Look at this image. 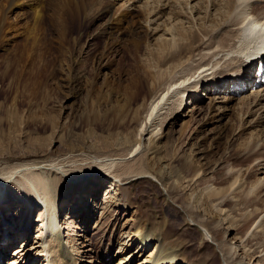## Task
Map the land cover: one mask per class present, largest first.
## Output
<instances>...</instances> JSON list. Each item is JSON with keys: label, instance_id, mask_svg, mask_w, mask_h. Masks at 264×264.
Returning a JSON list of instances; mask_svg holds the SVG:
<instances>
[{"label": "bare ground", "instance_id": "6f19581e", "mask_svg": "<svg viewBox=\"0 0 264 264\" xmlns=\"http://www.w3.org/2000/svg\"><path fill=\"white\" fill-rule=\"evenodd\" d=\"M1 3L0 37L3 40L7 39V31L15 27L8 22V14L15 4L21 7L25 5L32 11L35 26L42 24L48 17L45 16L46 10H54L57 18L60 19V29L57 31L63 39H73L72 45L68 47L71 74L67 79L71 85L77 81V78L73 77L79 63L76 47L89 19L91 20L94 13L98 12V16L109 17L108 29L117 22L115 21L117 17L109 8L110 0H96L91 14L86 11L85 3L78 0H62V10L57 0H2ZM188 3L187 0L186 4ZM162 5L164 4H161L157 11L154 6L150 7L151 13L156 12L153 17L161 14ZM209 8L217 9L214 17L209 14ZM201 9L206 12L202 22H205L206 15L212 16L208 26L204 23L199 26L203 37L200 38L192 29L185 31L183 28L178 32L180 38H174L173 43L163 41L157 53L150 52V59L155 61V70L149 69V65L137 62L136 66L131 68L135 74L130 76L124 93H121L122 90H116L114 80L110 81L100 103L93 98L90 99V106L94 111L93 120L85 124L84 132L75 133L74 129L67 132L61 140V149L51 148L40 137L30 136L32 132L26 130L30 127L29 120H24L21 112L26 102L14 100L11 105H7V109L0 104V164L2 162L6 164L5 168L0 170V187H6V190L0 192V201L5 199V203L0 206V229L12 227L10 221L14 224L10 229L13 238L22 237L26 240L30 230L28 223L30 221L33 223L35 212L39 209L43 211L40 220L35 223L38 224L41 236L43 237L44 233L45 236L37 243L38 246L25 245L20 253L30 254L35 250L32 255L33 261L37 253L40 254L37 255L39 260L42 261L41 257H43L46 261L39 264H79L81 260L79 250L71 248L65 242L62 223L65 219L59 207L65 199L68 201L77 197L75 207L71 205L72 217L87 222L89 228L91 227L89 221L93 219L92 211L95 213L99 211L102 217L105 212L113 213L114 207L119 208L117 216L125 219L127 224L132 223L128 230H125L124 224L122 231V235L128 237L129 241L124 242L116 254L112 256L106 254L107 263L110 261L113 264H213L212 259L218 252V243L213 230L220 217L226 220L228 216L227 213L221 214L224 212L225 203H228L226 196L230 194V198L238 197L243 191L240 202H245L250 195H255L257 198L261 194L264 190L263 178L259 177L255 182L247 184L243 176L249 171L253 161L263 157L264 151L261 148L257 149V143H253L243 156L237 157L242 158L238 171L228 168L229 171L225 174L229 176L224 174L213 180L214 188L208 186L210 180L203 179L207 171L202 170V165L195 159L192 149L179 148L187 124L183 113H179L187 90L193 89L197 92L198 86L206 83L210 74L214 76L209 78L217 89H222L227 81L235 80L234 84H238L239 90L245 92L255 74L254 70L258 68L256 78L259 79L256 85L259 83L264 85V3L261 0H205L199 5V10ZM126 14L124 13L123 16H127ZM132 24L134 32L138 35L142 34L147 39L148 29L143 30L142 25L136 20H133ZM205 36L207 39L204 41ZM61 43L66 47L62 41ZM205 49H211L212 53H208L207 57L201 54L204 57L200 56V58L206 61L201 66L193 63L182 65L184 57L191 60ZM230 52L237 54L234 53L235 56L231 55L228 60L227 56L231 54ZM130 54L132 55L130 58L134 59L138 51ZM215 56L219 57H216L214 62ZM224 57H227L226 60L229 62L215 72V68L222 60L224 61ZM94 58L96 57H93L92 62L95 61ZM180 66L182 76L179 75L175 80L168 69L174 72L173 69ZM198 71L200 74L210 71V74L193 83L192 80L196 79ZM169 79L174 80L169 82ZM167 82L169 85L166 84ZM165 84L167 87L165 86V90L163 89L162 94L156 98L158 91ZM90 86L92 90L94 83ZM178 93L179 98L176 100L174 97ZM254 93L253 97L248 98L252 105L250 112L257 115V111L263 108V105L261 108L256 107L264 100V88ZM73 97L75 96H69V98ZM149 99L151 105L147 107ZM171 100L174 101L171 102L172 107L165 111V106H169ZM225 109H228V106ZM111 110L114 112V118L108 115ZM4 111L13 115V118L10 120L4 118L1 115ZM179 116L185 125L174 134L170 129L174 126L175 118ZM261 116L262 114L259 113L257 121ZM211 119L215 121L216 116L212 115ZM39 128L45 131L50 128L55 129V117L48 116L46 124ZM89 141L92 143L89 144ZM224 162H226L225 157L219 166L224 165ZM252 172L253 170H250L249 175ZM146 174L153 175L158 186L162 188L161 197H155L153 202L145 200L142 203L143 201L136 200L133 196V188H128L129 192L123 193L126 187L121 186V181L127 182L129 179L144 177ZM140 182L134 179L133 184ZM102 186H108L112 194L105 208H102L103 202L101 204L97 202L98 194L95 191L91 192L92 189ZM171 190L175 192L174 197L170 193ZM91 198H93L92 206ZM167 199L172 203L178 200L187 203V207L198 208L199 218L195 225L197 233L194 235L200 238V251L207 255L206 258L201 259L197 252L187 251V245L194 238L172 222L166 212ZM258 208L260 207L255 210ZM213 209L219 213H214ZM206 216L210 217V223L204 219ZM6 217L9 221L4 219L3 224L1 220ZM77 227H81L80 224ZM4 235L7 233H3L1 239ZM111 243L119 244L116 238L111 239ZM1 246V253L5 250L6 254L10 249L3 242ZM231 252L230 247L227 259L222 264H233ZM247 254L248 261L239 264H249L252 255Z\"/></svg>", "mask_w": 264, "mask_h": 264}, {"label": "rangeland", "instance_id": "374dc122", "mask_svg": "<svg viewBox=\"0 0 264 264\" xmlns=\"http://www.w3.org/2000/svg\"><path fill=\"white\" fill-rule=\"evenodd\" d=\"M57 1L60 10H62V0ZM78 1L85 3L88 14L92 13L91 9H93V3L96 0ZM204 1L188 0L187 5V0H161L159 2L158 0H110L109 8L111 13L117 17V20H115L117 22L108 29L109 17L98 16V12H96L91 20L89 19L86 29L81 32L78 47H76L77 62L79 63H77L73 75L77 78V81L72 85L71 82L68 83L69 79L67 78L71 74L69 71L68 47L72 45L73 39H63L57 31L60 29V19L57 18L54 10H46L45 16L48 17L42 24L35 26L32 11L28 10L25 5L21 7L19 4H15L8 14V22L17 29L14 27L12 30L7 31V39L5 38V40L0 37V104L7 109V105H11L14 100L26 102L21 112L23 119L29 120L30 130L29 128L26 130L32 132L30 136L40 137L51 148L61 149V140L67 132L71 129H74L75 133L84 132L85 124L93 120L94 111L90 106V99L93 98L100 103L110 81L114 80L113 84L116 90H122L121 93H124V89L129 84L130 76L135 74L131 68L136 66L137 62L149 65V69L155 70V61L150 59V52L157 53L160 45H163V41H172L173 43L174 38H180L178 32L183 28L185 31L192 29L200 38L203 37L199 26L203 23L208 26L211 23L212 16L214 17L217 13V9L209 8V14L212 16L206 15L205 22H202V17L206 12L203 9L199 10V5ZM261 1L264 3V0ZM1 2L2 0H0V14L2 10ZM255 3L257 4V2ZM161 4H164L160 10L161 14L153 17L156 12L151 13L150 7L154 6L157 11L160 9ZM157 5L159 7H156ZM178 12L180 14H177ZM124 13H127V16L124 17ZM57 14L61 15V13ZM133 20L138 21L143 30L148 29L147 39L142 34L138 35L134 32ZM206 39L205 36L204 41ZM61 41L66 47L62 46ZM217 48L220 50L219 47ZM135 51H138L137 57L130 58L132 56L130 53L134 54ZM208 53H212L211 49L201 51L191 60L184 57L182 65H192L191 63H193L201 66L202 63L206 62L202 60L204 58H200L201 54L207 57ZM230 53L227 56L228 60L231 55L237 54L236 52ZM94 56L97 59L94 58L95 61L92 62ZM216 57L219 56L214 57V62L217 59ZM227 57H224V61L222 60L219 63L218 67L215 68L216 71L214 70L215 72L220 70L226 62H229L226 60ZM235 62L232 64L234 65ZM181 66L173 69L174 72L172 69H168L175 80L179 78V75L182 76L180 73ZM257 71L258 68L254 70L253 80H250V85L248 84L249 87L245 92L239 90V85L234 84L236 83L235 80L227 81L222 89H217V86L209 78L214 77L213 74H210V71H205L203 74L198 71L196 75L200 74V76H196V79L192 82L194 83L204 75L210 74L207 77V82L198 86L197 92L193 89L186 92L185 101L179 114L183 113L187 124L184 127L185 137L183 136L181 144L179 143V148L181 150L184 147L192 149L195 159L202 165V170L207 171L206 177L203 179L210 180L208 186L214 188L213 180L227 173L228 168L238 171L241 165L239 162L242 161V158L237 157L243 156V153L247 152L250 149L249 146L253 143H257V149L261 148L264 151V100L260 101V105L256 107L261 108L263 105V108L258 110L256 115L250 112L252 105H250L251 100L248 98L253 97L255 91L264 88L261 83L256 85L259 79L256 78ZM173 80L169 79V82ZM93 83L94 86L91 90L90 85ZM166 84L169 85L168 82ZM166 84L158 91L156 98L162 94L163 89L165 90ZM69 96L75 97L69 98ZM229 97L230 100L228 101ZM177 98H179V93L174 97L176 100ZM243 99H245V102H243ZM171 102L174 101L171 100L169 106H165V111H167V108L172 107L173 103ZM150 105L149 99L147 107H150ZM226 106H228V109H225ZM259 113L262 116L257 121ZM1 115L8 120L13 118V115L6 111L2 112ZM50 115L55 117L56 128H50L46 131L40 129L39 127L46 124ZM108 115L115 117L112 110ZM144 115H146V112ZM212 115L216 116L215 121H212ZM179 117L175 118L174 126L170 129L174 134L185 125ZM163 129L165 130V127ZM197 129L200 131L198 132ZM91 143L89 141V144ZM224 157L226 162H224V165L219 166ZM5 166V162H2L0 170ZM250 170H253L251 175H249ZM225 176L229 175L225 174ZM259 177L264 180V155L251 163L249 171L243 176V180H246L248 184L255 182ZM134 179L141 182L133 184ZM120 184L126 187L125 190L123 189V193L129 192V189L133 188V196L136 200L143 201L142 203L145 200L153 202L155 197H161L163 193L154 176L150 174H146L144 177H134L127 182L121 181ZM4 190H6V187H0V192ZM94 191L98 194L97 202H100V204L103 202L102 208H105L108 200L112 198L111 189L108 186H102L92 189L91 192L94 193ZM241 192L243 193V191ZM241 192L238 194L240 196L234 198H230L228 193L229 196H226L228 203H225L224 212L221 213L222 215L227 213L228 216H226V220L220 217L216 221L217 225L213 230V235L217 239L218 252L217 256L212 259V261L214 260L213 264L224 263L230 247L232 250L231 255L233 254V264L248 261L249 257L247 256L249 255L247 253L252 255L249 264H256V262L264 264V190L257 198H255V195H250L245 202H240ZM170 193L174 197L175 192L171 190ZM92 199H90V205ZM76 200L77 197L68 201L65 199L59 206L62 217L65 219L62 220L65 242L71 248L79 250L81 256L79 264H113L110 261L106 262L108 258L106 254L111 256L116 254L121 245L129 241L128 237L122 235V231L124 224L125 230H128L132 223L127 224L125 219L117 216L119 208L114 207L113 213L105 212L102 217L99 211L97 213L92 211L93 219L89 221V225H91L89 228L87 222L72 217L73 209L71 205L75 207ZM70 201L72 203H69ZM165 204L166 212L177 228L191 234L194 238L187 245V251L197 252L198 257L201 259L206 258L207 255L200 251V238L194 235V233H197L195 225L197 218H199L198 208L187 207V203L178 200L172 203L167 199ZM258 206L260 208L255 210ZM41 212L43 211L40 209L35 212L33 223L31 221L28 223L30 230L26 240L22 237H19V239L13 238L10 229L14 227V224L7 217L2 218L3 224L4 219H6L12 224V227L5 226L6 228L1 227L0 229V249H2V242L10 247L6 254L4 253L5 250L2 253L0 252V264H39L46 262L43 257H41L42 261L39 260V253L36 254L33 261L34 257L32 255L35 250H32L30 254L20 253L25 245L30 247L36 244L38 246L37 243L45 236V233L43 237L41 236L42 233L38 229V224L35 223L40 220ZM213 212L218 211L213 209ZM204 219L207 223H210V217L207 218L206 216ZM79 224L81 227H77ZM3 233H7V235H4L1 239ZM8 235L10 237L9 243L5 242ZM114 238L118 240L119 244L113 245L111 243V239Z\"/></svg>", "mask_w": 264, "mask_h": 264}]
</instances>
